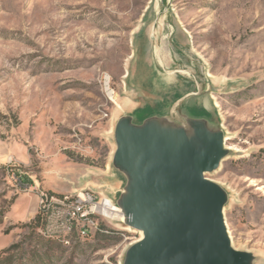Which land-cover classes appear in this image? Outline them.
Here are the masks:
<instances>
[{
  "label": "rangeland",
  "instance_id": "1",
  "mask_svg": "<svg viewBox=\"0 0 264 264\" xmlns=\"http://www.w3.org/2000/svg\"><path fill=\"white\" fill-rule=\"evenodd\" d=\"M122 117L222 131L205 176L231 245L264 264V0H0V262L123 264L138 232L118 217L69 245L30 226L40 191L119 206Z\"/></svg>",
  "mask_w": 264,
  "mask_h": 264
},
{
  "label": "water",
  "instance_id": "2",
  "mask_svg": "<svg viewBox=\"0 0 264 264\" xmlns=\"http://www.w3.org/2000/svg\"><path fill=\"white\" fill-rule=\"evenodd\" d=\"M113 134L112 163L127 178L119 207L126 225L142 233L123 264L251 263L252 255L235 249L227 234L226 193L205 176L226 154L221 130L201 120L135 125L122 117Z\"/></svg>",
  "mask_w": 264,
  "mask_h": 264
},
{
  "label": "built area",
  "instance_id": "3",
  "mask_svg": "<svg viewBox=\"0 0 264 264\" xmlns=\"http://www.w3.org/2000/svg\"><path fill=\"white\" fill-rule=\"evenodd\" d=\"M108 96L114 94L108 83L104 84ZM114 203L106 197H97L89 190H82L67 195V201H59L49 196V193L40 191L38 194V212L43 225L36 229L42 232V238L66 243V236L91 235L108 233L99 220H114Z\"/></svg>",
  "mask_w": 264,
  "mask_h": 264
},
{
  "label": "bare ground",
  "instance_id": "4",
  "mask_svg": "<svg viewBox=\"0 0 264 264\" xmlns=\"http://www.w3.org/2000/svg\"><path fill=\"white\" fill-rule=\"evenodd\" d=\"M154 52H156L158 54L157 50L154 51ZM108 97L111 100V102L115 105L116 108L121 109L120 104L117 106V100H116L115 94L111 95V92H108ZM184 129L187 132V134L191 135L192 132H191V129L189 127L185 126ZM49 196L54 198V199H57L59 201H67V195H64L63 197H58V196H55V195H49ZM112 207H113V211L116 213V217H118V219L122 223L126 224V218H125V216H124V214L122 212V209L119 206L115 205V204H113ZM137 232H138V238H136L132 243H135L136 241H138L141 238V236H142L141 231H137ZM39 233L42 235V232H39ZM90 236L91 235H77V239L76 240L83 239V238H88ZM71 240H74L73 236H66V243H61V244L69 245Z\"/></svg>",
  "mask_w": 264,
  "mask_h": 264
},
{
  "label": "trees",
  "instance_id": "5",
  "mask_svg": "<svg viewBox=\"0 0 264 264\" xmlns=\"http://www.w3.org/2000/svg\"><path fill=\"white\" fill-rule=\"evenodd\" d=\"M54 194V193H49V195ZM56 195V194H54ZM43 225V222L41 220V215L39 212H37V214L34 216L32 222L30 223V226L33 229H37L39 227H41ZM39 233V232H38ZM40 234V233H39ZM100 234H104V233H100ZM41 235V234H40ZM42 236V235H41ZM57 242V241H56ZM60 243V242H59ZM61 244V243H60ZM12 247H16V245H11L8 249L12 248ZM0 264H2V262H0Z\"/></svg>",
  "mask_w": 264,
  "mask_h": 264
}]
</instances>
